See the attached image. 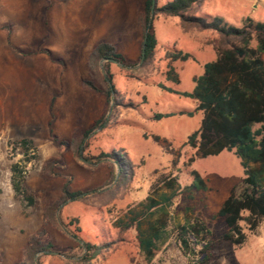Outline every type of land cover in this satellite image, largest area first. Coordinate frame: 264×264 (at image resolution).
Here are the masks:
<instances>
[{"label":"rangeland","instance_id":"rangeland-1","mask_svg":"<svg viewBox=\"0 0 264 264\" xmlns=\"http://www.w3.org/2000/svg\"><path fill=\"white\" fill-rule=\"evenodd\" d=\"M171 1L159 0L158 5ZM145 2L0 0V264H32L25 249L30 238L43 230L39 245L53 247L34 255L38 264H80L84 253L75 237L92 245H110L91 264H189L175 240L148 263L136 230L122 231L115 223L170 177H176L182 189L190 186L192 171L202 175L209 191L194 192L192 202L181 195L175 204L179 219L182 209L192 203L214 240L227 232L225 220L214 215L244 179L241 160L230 152L197 158L187 142L200 129L204 114L196 111L194 100L158 87L192 92L195 78L217 59L211 43L216 34L184 32L178 18L158 16L153 61L128 73L117 64H107L119 93L115 107H106L103 96L81 86L83 79L102 88L106 64L97 62L93 53L103 43L114 46L131 65L138 62L143 41L139 16ZM196 15L208 21L220 18L236 27L247 21L264 23V0H206ZM168 49L188 53L191 59L170 63L165 58ZM169 68L175 70L179 84L167 79ZM54 97L59 104L51 110ZM106 110L110 126L94 134L79 154L81 135ZM156 114L176 116L158 121ZM55 136L69 142L68 147H61ZM20 138H29L25 140L32 145L25 149L24 139L16 140ZM114 152L132 162V173L123 170L119 177L117 166L104 156ZM192 157L196 159L190 164ZM55 161V174L46 175L44 167ZM15 164L26 170L24 188L33 198L31 207L14 191ZM69 178L72 191L85 192L88 198L46 218ZM243 226L248 235L245 246L218 242L208 264H264V223L258 234Z\"/></svg>","mask_w":264,"mask_h":264},{"label":"trees","instance_id":"trees-1","mask_svg":"<svg viewBox=\"0 0 264 264\" xmlns=\"http://www.w3.org/2000/svg\"><path fill=\"white\" fill-rule=\"evenodd\" d=\"M158 1L146 0L143 12L139 16L143 41L138 62L131 65L114 46L103 43L93 53L97 62L105 61L106 64L102 88L86 80H83V86L105 97L106 107L110 105L115 107L119 93L107 64H117L128 73L129 69L142 68L153 61L158 47L154 28V21L158 16L178 18L184 32L197 30L216 34L211 43L217 59L205 65L204 74L195 79V88L192 92L181 93L163 84H159L158 87L167 93L196 101V111L204 114L200 129L193 133L187 142L188 146L197 151V158L217 157L224 152H230L241 160L244 179L233 187L228 199L214 215L215 219L225 220L227 232L219 241L214 240L207 224L195 215L192 203L182 209V220L176 213L175 204L181 195L183 200L192 202L194 192L209 191L206 181L197 171L191 172L193 181L184 189L176 177H170L115 223L122 231L136 230L139 249L148 263H151L156 253L171 240H175L183 256L189 260V264H208L212 250L218 242H229L236 248L245 246L248 235L243 223L252 234H258L264 223V23L247 21L243 27H236L224 23L220 18L208 21L196 15L206 0H173L163 7H159ZM165 58L170 63L186 62L191 59V55L168 49ZM127 77L133 78L129 74ZM167 79L179 84L178 75L173 68H169ZM106 112L107 110L81 135L77 146L79 154L94 134L110 126L111 114L108 115ZM179 115L192 117L193 113L181 112ZM173 116L176 115L156 114L154 119L161 121ZM55 141L61 147H68L70 144L67 141H60L57 136ZM156 141L159 142L160 139L156 138ZM21 145L26 149L32 142L24 140ZM104 156L117 166L119 177L122 176L123 170H126L125 174L132 173L134 168L132 162L121 152ZM195 159L192 157L190 164L194 163ZM57 163V161L48 163L43 169L44 173L54 175L52 168ZM12 173L15 193L26 200L30 207L33 206V198L24 188L26 170L15 164ZM72 183L73 179L69 178L64 184L61 198L45 213L46 218L60 207L73 202H83L88 198L85 192L72 191ZM48 224L49 221L46 220V225ZM44 235L45 230L32 236L25 249L26 256L32 264H38L35 254L50 252L53 247L51 243L39 245L37 239ZM75 239L84 253L80 264H91L110 247L109 244L92 245L78 237Z\"/></svg>","mask_w":264,"mask_h":264},{"label":"crops","instance_id":"crops-1","mask_svg":"<svg viewBox=\"0 0 264 264\" xmlns=\"http://www.w3.org/2000/svg\"><path fill=\"white\" fill-rule=\"evenodd\" d=\"M180 27H181V25H180ZM182 29V28H181ZM183 31V30H182ZM157 49H158V47H157ZM179 62V61H178ZM174 63V62H173ZM196 79V78H195ZM195 82V81H194ZM81 86H82V88L83 89H86L84 86H83V79H82V81H81ZM165 92V91H164ZM179 92V91H178ZM181 93H183V92H181ZM163 94V93H162ZM177 96H179V95H177ZM179 97H182V96H179ZM105 98V97H104ZM184 98V97H183ZM51 102H50V108H51V110L54 108V106L55 105H58L59 103H57V99L54 97V98H52L51 100H50ZM196 102V101H195ZM196 107H197V102H196ZM173 117H175V116H173ZM93 124V123H92ZM25 140V139H29V138H20V139H16V140ZM30 140H33V139H30ZM15 141V140H14ZM34 141V140H33Z\"/></svg>","mask_w":264,"mask_h":264}]
</instances>
